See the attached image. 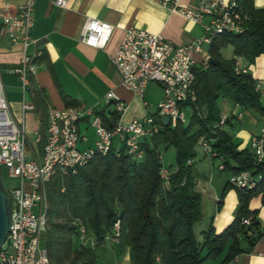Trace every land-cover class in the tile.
I'll return each mask as SVG.
<instances>
[{"label":"trees","instance_id":"16d2710c","mask_svg":"<svg viewBox=\"0 0 264 264\" xmlns=\"http://www.w3.org/2000/svg\"><path fill=\"white\" fill-rule=\"evenodd\" d=\"M237 1L250 19L243 33L215 37L209 47L214 62L207 69L195 68L197 101L190 104L192 115L187 125H166L150 141L145 139L141 160L129 155L125 147L119 153L113 148L107 155H96L74 175L51 178L48 226L42 239L51 264H105L93 247H74L73 237L80 234L81 225L99 245L120 221L118 243L121 251L130 249L133 264H204L228 248L220 263L227 264L247 249L243 240L250 249L261 237V222L250 202L264 191V162H257L251 148L239 149L233 138L216 126L221 118V98L264 118L256 80L248 72L236 71L238 57L254 62L264 54V8H256L254 0ZM228 44L234 47L231 59L222 54ZM36 102L38 107L45 105L44 99ZM101 114L110 128L120 119L116 111ZM202 136L214 139L213 147L224 157L226 171L250 169L262 174V180L255 188L237 189L239 203L232 223L221 233H216L211 223L199 241L195 227L203 218L202 195L189 160L196 157ZM161 146L176 150V167L170 170L168 180L163 177ZM251 216V223L244 224L243 219Z\"/></svg>","mask_w":264,"mask_h":264},{"label":"built area","instance_id":"2783aa9c","mask_svg":"<svg viewBox=\"0 0 264 264\" xmlns=\"http://www.w3.org/2000/svg\"><path fill=\"white\" fill-rule=\"evenodd\" d=\"M60 8H65L69 0H51ZM170 4L173 0H162ZM35 0H25L17 8L7 4L1 11L3 20L1 31L8 32L13 41H23L28 45L30 30L34 25ZM193 22L202 24L205 34L189 44H175L162 33H152L145 29L131 26L115 54L112 63L122 76L125 87L134 94L145 96L149 83L161 86L162 97L157 111L145 118H135L129 123L121 121L127 104L114 91L106 95V107L116 111L120 119L114 128L107 126L102 112L94 105L68 106L51 108L45 132L37 134V141L43 142L42 154L35 153L32 158L26 156L28 136L23 124L17 122L10 114L5 85L0 70V173L2 170L16 184L7 188L11 201L12 222L5 243L0 248V264H51L47 248L43 245V234L48 226V183L57 174L74 175L79 168L90 162L96 155H107L113 148L119 153L122 147L136 160L145 156L143 141L158 134L163 126L164 117L169 124L188 122L186 109L197 101L196 71L197 66L204 69L210 66V53L198 62L195 52H201L203 46L211 45L214 38L224 34H240L245 31L250 19L248 12L241 9L237 0H199L194 6L172 4ZM114 26L104 20L88 17L81 38L98 48H104L110 41ZM29 57L24 56L21 67L16 71L26 83ZM237 72H247L236 64ZM256 89L264 91V81H256ZM106 108V109H107ZM241 113L237 116L241 117ZM87 120L96 132L93 147H81L87 140L81 133L80 123ZM228 116L222 115L217 127L227 123ZM118 139V145L115 142ZM214 139L202 136L199 146L212 159H218V168L225 170L224 157L213 147ZM250 148L258 163L264 162V128L259 135L252 137ZM193 160H189L191 164ZM170 172L163 169V177L168 180ZM262 180V174L252 170L232 173L229 185L236 189L255 188ZM37 208V210H36ZM251 217L243 219L244 224L251 223ZM120 221L114 226V241L118 242ZM81 238H87L84 225L80 226ZM241 238V237H240Z\"/></svg>","mask_w":264,"mask_h":264},{"label":"crops","instance_id":"0c3cea01","mask_svg":"<svg viewBox=\"0 0 264 264\" xmlns=\"http://www.w3.org/2000/svg\"><path fill=\"white\" fill-rule=\"evenodd\" d=\"M24 1L0 0V11L7 4L17 8ZM198 1L173 0L167 5L162 0H69L67 7L60 8L51 0H35L34 25L30 30L28 45L21 40L13 41L8 32H2L3 20L0 17V70L10 114L26 129V156L32 158L35 153L42 154L43 142H38L36 137L39 132H45L51 108L94 105L97 111L108 114L106 95L114 91L127 104L121 117L123 123L150 115L152 107L162 97L161 86L151 82L145 96L134 94L123 85L122 76L111 57L131 26L162 33L175 44L192 43L205 34L203 25L188 19L172 4L194 6ZM254 5L258 9L264 8V0H254ZM88 17L107 21L114 26L112 37L104 48L82 40V29ZM209 47L208 44L204 45L201 52L194 53V58L198 62L203 61L210 53ZM24 56L29 57L26 83L16 71L21 67ZM237 63L256 81H264V54L254 62L241 56ZM40 99H44L43 108L38 107L36 102ZM219 103L221 116H228L227 123L221 128L233 138L239 149L250 148L252 137L259 135L264 128V118L228 99L221 98ZM261 103L264 106V91L261 92ZM238 113L242 114L241 117L237 116ZM80 128L87 137L90 128L87 120L81 121ZM115 144L118 145L117 140ZM87 145L91 147L90 143ZM217 162L218 159H212L205 153L198 167L196 158L193 159L196 187L202 195L201 222L205 226L201 233L211 223L216 233L223 232L234 220L239 203L238 190L229 185L232 172L218 169ZM163 169L170 172L169 168ZM250 208L257 211L262 235L250 249L243 240L242 246L247 249L227 264H264V191L252 198ZM114 243L116 260L113 263L132 264L130 249L121 251L119 243ZM227 252L228 248L219 257L205 260L204 264H220ZM121 256L123 259H120Z\"/></svg>","mask_w":264,"mask_h":264},{"label":"rangeland","instance_id":"374dc122","mask_svg":"<svg viewBox=\"0 0 264 264\" xmlns=\"http://www.w3.org/2000/svg\"><path fill=\"white\" fill-rule=\"evenodd\" d=\"M233 50H234L233 46L231 44H228V45L223 47L222 52L226 58H231L234 55ZM157 105H158V103L154 107H152V113L151 114H154L157 111ZM219 105H220V103H219ZM186 114H187L188 122L184 123L185 125H187L191 119V115H192L191 108L186 109ZM87 138H88V142L87 141L82 142L81 147H84V148L89 147L87 145V143L88 144L90 143L91 147H93V145L95 144V139L97 138V136H96L95 129L93 127L89 128V133L87 135ZM116 140L118 141V139H116ZM150 140H151V137H149V141ZM160 149H161V154H162V159H163V167L169 168L170 170H173L176 167V150H175V148L170 147L169 149H165L163 146H161ZM196 150H197V155L195 158H196V162H197L196 166L198 167V162L200 161L201 157L203 156L204 151L202 150V148L199 145L197 146ZM217 163L219 164V162H217ZM2 178H3L4 184L7 188L16 184V180L9 178L7 176V174L5 173L4 169L2 170ZM48 204H50L49 197H48ZM36 210H37V208H36ZM204 226H205L204 222H201V221H199V223L196 224L195 235L199 241H201L203 238L201 230H203ZM114 235H115V231H114V229H112L111 232L109 233L107 239L105 240V242L102 244L96 245L93 234L88 233V237L84 238V239L81 238V236L79 234H76L73 237L74 247L77 248L81 245L93 247L94 251L98 255L99 260L101 262L108 263V264H114L113 262L116 260V259H114L115 254L113 253V250L115 248V243H114V238H113ZM130 255H131V251H130ZM120 259H123V256H121ZM131 259H132V255H131ZM132 264H133V261H132Z\"/></svg>","mask_w":264,"mask_h":264},{"label":"water","instance_id":"95a60500","mask_svg":"<svg viewBox=\"0 0 264 264\" xmlns=\"http://www.w3.org/2000/svg\"><path fill=\"white\" fill-rule=\"evenodd\" d=\"M211 62L214 60L211 58ZM163 122L165 125L169 124V118L164 117ZM12 222V209L11 201L6 190L2 175L0 173V248L5 243L6 238L10 232Z\"/></svg>","mask_w":264,"mask_h":264}]
</instances>
